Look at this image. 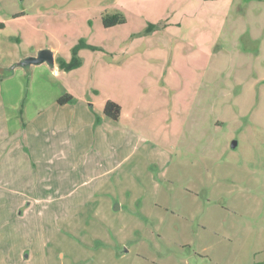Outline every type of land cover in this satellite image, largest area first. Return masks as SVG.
I'll list each match as a JSON object with an SVG mask.
<instances>
[{"label": "rangeland", "instance_id": "obj_1", "mask_svg": "<svg viewBox=\"0 0 264 264\" xmlns=\"http://www.w3.org/2000/svg\"><path fill=\"white\" fill-rule=\"evenodd\" d=\"M114 14L126 21L106 26ZM0 22V135L67 93L94 109L112 96L124 108L98 133L106 154L76 179L133 151L49 238L24 193L73 184L13 152L0 264H264V0H0ZM44 48L67 61L78 48L81 66L18 65L5 79ZM64 137L29 135L30 147Z\"/></svg>", "mask_w": 264, "mask_h": 264}, {"label": "crops", "instance_id": "obj_2", "mask_svg": "<svg viewBox=\"0 0 264 264\" xmlns=\"http://www.w3.org/2000/svg\"><path fill=\"white\" fill-rule=\"evenodd\" d=\"M4 25V23L0 22L2 28ZM56 65L57 63H55ZM13 75L14 72L5 76V79ZM74 98L72 102L64 104L53 103L47 111L38 113V117H33L22 125L19 123L18 125L20 126L14 132L11 129L10 132L4 131L0 135V166L11 164L14 157L13 152L17 154L18 158L23 160H26L27 157L29 158L30 154L34 166H55V183L61 182L75 185H71V188L67 190L64 187L59 188L56 185L55 187L50 186L48 188L51 191L50 194H42L37 190L31 191L32 193L29 194L24 193L26 206L33 205L34 203L38 206L37 211L40 212L42 228L48 233V238L50 232H52L49 231L48 226L55 229V225H57L59 228L58 224L63 219V216L80 213L79 209L83 208L84 204L81 201L76 205L75 200H87L88 198L90 199V196L98 194V188L101 189L99 187V183H101L99 179L103 178L105 180L109 174L118 170V167L121 168L124 161L133 158V154H131L133 151H131L128 154L129 156L121 155L120 161L114 167L104 169L96 173V176L92 174L80 180L76 179L75 167L79 166V164L80 166L87 167L93 151H102L104 155L106 154L104 149L100 148L98 133L113 129L115 126L109 122L110 118L107 115L101 114L102 108L104 110L103 104L112 98L121 104L122 110L124 107L119 99L112 96L105 99V102L101 101L100 107H97V109L96 107L95 109L93 108V103H90L89 99H85L84 97ZM0 104V108H2V105H5L4 97L2 96H0ZM50 111L54 115L48 117L46 120H41ZM33 125L35 126V131L29 132L33 128ZM92 130L95 134L94 142L91 139ZM61 134L65 136L63 142L58 138L55 139V143L51 142L47 145H42L45 147L38 148L37 146L36 150L30 147L29 135H53L56 138ZM15 135H19V143H15L17 142L16 139H18L15 138ZM96 156L98 158V155ZM66 168L67 171H65ZM61 173L65 174L63 175L64 177L60 176ZM1 179L2 177H0ZM105 182L107 181L105 180ZM78 188H81L82 192H78ZM19 193L22 195V192ZM49 216H55V218H50ZM29 257L30 255L27 254L26 258Z\"/></svg>", "mask_w": 264, "mask_h": 264}, {"label": "trees", "instance_id": "obj_3", "mask_svg": "<svg viewBox=\"0 0 264 264\" xmlns=\"http://www.w3.org/2000/svg\"><path fill=\"white\" fill-rule=\"evenodd\" d=\"M126 19L123 16H120L119 14H114V15H107V19L105 20V25L106 26H112L115 25L116 23H123L125 22ZM2 26H0V29ZM78 49V48H77ZM77 49L74 50L73 57L71 61H67L66 59L62 57H57L56 61L59 65L60 68L70 71L72 69L78 68L81 66V59L77 55ZM29 67V65L27 66ZM13 72V69L8 70L7 75H10ZM3 77V75H2ZM75 98L73 97L72 94L67 93L59 98V103L64 104L68 102H72ZM104 114L118 120L121 117L122 114V106L121 104L116 101L115 99H108L106 101V104L104 106Z\"/></svg>", "mask_w": 264, "mask_h": 264}, {"label": "water", "instance_id": "obj_4", "mask_svg": "<svg viewBox=\"0 0 264 264\" xmlns=\"http://www.w3.org/2000/svg\"><path fill=\"white\" fill-rule=\"evenodd\" d=\"M43 62H48L50 64L56 63V57H55V51L50 49V48H44L41 49L37 55H31L25 59H23L21 62L17 63L12 67L14 69L16 66L21 65V66H28L32 64H40ZM237 144V141L233 142V146Z\"/></svg>", "mask_w": 264, "mask_h": 264}]
</instances>
